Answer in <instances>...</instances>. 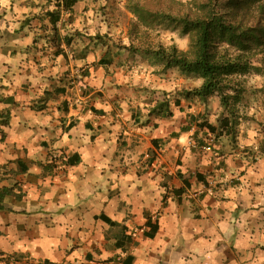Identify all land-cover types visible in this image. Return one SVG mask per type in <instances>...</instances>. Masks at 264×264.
<instances>
[{"label": "crops", "instance_id": "1", "mask_svg": "<svg viewBox=\"0 0 264 264\" xmlns=\"http://www.w3.org/2000/svg\"><path fill=\"white\" fill-rule=\"evenodd\" d=\"M8 47L0 264H264L263 101L236 143L211 145L184 102L153 114L129 73L104 96L89 72V91L52 92L46 81L75 77L78 63L44 57L15 77Z\"/></svg>", "mask_w": 264, "mask_h": 264}, {"label": "rangeland", "instance_id": "2", "mask_svg": "<svg viewBox=\"0 0 264 264\" xmlns=\"http://www.w3.org/2000/svg\"><path fill=\"white\" fill-rule=\"evenodd\" d=\"M209 1L79 0L72 9L65 10L59 0H0V48L2 45L12 48L15 63L9 64L11 67L13 65L14 76L20 74L25 79L26 73L32 70L30 66L43 69L40 66L44 64V57L50 58L48 61L54 66L58 56H62L61 62L68 68L72 61L78 63L77 66L73 65L75 77L70 76L69 71L67 81H46L47 89H52V92L59 85L65 86L64 90L75 88L81 93L89 91L90 86L85 82L89 72V75H95L99 86L96 85L97 88H92V91L104 96L107 91L116 93L124 89V76L129 73L136 82L134 87L141 89L146 97L144 104L148 108L162 101H168L170 105L177 101L180 105L184 102L194 112L192 116H198L201 122L206 120L218 125L223 115L220 96L214 95L207 103L188 96L189 91L201 85V80L177 69L163 70L148 54L159 46L167 48L172 45L181 51H188L190 36L169 23L142 25L131 12L130 5L139 3L149 12L177 17L186 13L195 14L199 9L197 4ZM218 2L217 10L225 1ZM52 13L58 16V21L51 18ZM263 58L259 54L254 59L253 65L259 70H253L241 78L244 95L237 110L243 121L255 118L253 109L260 106V101L264 102ZM100 60L106 63L105 66L98 65ZM1 62L5 64L6 60L0 59ZM92 67L95 68L93 73L90 72ZM74 80L75 84L71 87ZM29 86L26 83V87ZM217 139L212 136L207 140L211 145H216Z\"/></svg>", "mask_w": 264, "mask_h": 264}, {"label": "trees", "instance_id": "3", "mask_svg": "<svg viewBox=\"0 0 264 264\" xmlns=\"http://www.w3.org/2000/svg\"><path fill=\"white\" fill-rule=\"evenodd\" d=\"M59 1L62 8L70 10L79 0ZM224 1L219 10L218 0H210L197 4V13L177 17L149 12L139 3L130 5L131 12L142 25L169 23L190 36L188 51H181L172 45L167 48L159 46L148 54L163 70L177 69L201 80V85L189 91L188 96L197 97L204 103L214 95L220 96L223 115L218 125L206 120L201 122L198 116H192L191 122L200 130L206 129L215 138H227L236 143L238 128L243 120L237 110L244 95L241 78L259 70L253 65L254 59L259 54L264 57V0ZM54 14L51 18L58 21V16ZM105 64L103 60L98 62L99 66ZM170 106L168 101L157 102L152 113L158 117L170 115Z\"/></svg>", "mask_w": 264, "mask_h": 264}, {"label": "built area", "instance_id": "4", "mask_svg": "<svg viewBox=\"0 0 264 264\" xmlns=\"http://www.w3.org/2000/svg\"><path fill=\"white\" fill-rule=\"evenodd\" d=\"M209 150H211V148Z\"/></svg>", "mask_w": 264, "mask_h": 264}]
</instances>
